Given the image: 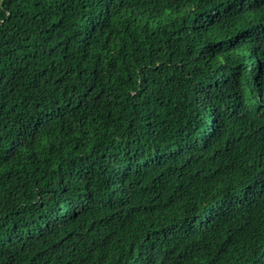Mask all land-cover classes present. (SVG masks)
<instances>
[{
    "label": "trees",
    "instance_id": "trees-1",
    "mask_svg": "<svg viewBox=\"0 0 264 264\" xmlns=\"http://www.w3.org/2000/svg\"><path fill=\"white\" fill-rule=\"evenodd\" d=\"M0 264H264V0H0Z\"/></svg>",
    "mask_w": 264,
    "mask_h": 264
}]
</instances>
